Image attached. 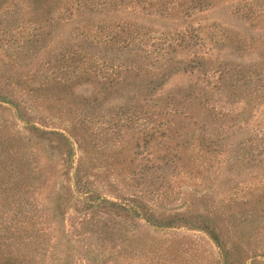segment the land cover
<instances>
[{"label":"trees","instance_id":"16d2710c","mask_svg":"<svg viewBox=\"0 0 264 264\" xmlns=\"http://www.w3.org/2000/svg\"><path fill=\"white\" fill-rule=\"evenodd\" d=\"M225 1L0 0V264H264V0Z\"/></svg>","mask_w":264,"mask_h":264},{"label":"rangeland","instance_id":"374dc122","mask_svg":"<svg viewBox=\"0 0 264 264\" xmlns=\"http://www.w3.org/2000/svg\"><path fill=\"white\" fill-rule=\"evenodd\" d=\"M238 0H226L225 2L214 6L204 12H201L194 18V22H199L203 26H206L207 31L210 33L214 32L215 34L219 33L222 28H227L231 36L243 37V34L249 32L250 28L248 21L243 16V7L237 5ZM236 6V10L233 9ZM237 6H239L237 8ZM254 32H256L254 30ZM233 52V50H231ZM228 57L232 60H243V56L240 57L236 51L229 54ZM184 78L173 76L166 83V87H173L178 84H183ZM241 104H235L236 109H239ZM2 116L7 117L8 120H11L14 125H17L16 121L10 116V112L3 111ZM11 117V118H10ZM254 118L258 121L264 119V105L260 106ZM225 173V172H224ZM243 179V172L237 175H234V178H230L225 181L224 178L219 185L220 188H225L227 185H234L236 183L241 186L239 183ZM134 232L141 234L147 233L157 239H166L167 241L174 239L179 240L183 246L187 247V253L183 255L184 258L190 260L189 264H220L218 258L216 257V248L208 240V238L198 230H188L185 228H179L171 231H154L149 228L141 229L136 228ZM166 242V241H165ZM192 258V259H191ZM195 258L196 261L193 259ZM263 260L260 257H256V260ZM243 258L239 259V264H242ZM118 264H130L125 259H119ZM244 264H251V260L245 261Z\"/></svg>","mask_w":264,"mask_h":264}]
</instances>
